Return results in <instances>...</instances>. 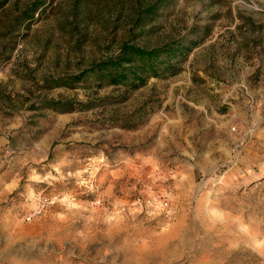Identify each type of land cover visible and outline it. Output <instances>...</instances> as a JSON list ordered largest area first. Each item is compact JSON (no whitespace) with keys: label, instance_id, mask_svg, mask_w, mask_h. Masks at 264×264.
<instances>
[{"label":"rangeland","instance_id":"obj_1","mask_svg":"<svg viewBox=\"0 0 264 264\" xmlns=\"http://www.w3.org/2000/svg\"><path fill=\"white\" fill-rule=\"evenodd\" d=\"M158 1L0 0V264H264V0ZM199 37L136 89L55 84Z\"/></svg>","mask_w":264,"mask_h":264},{"label":"trees","instance_id":"obj_2","mask_svg":"<svg viewBox=\"0 0 264 264\" xmlns=\"http://www.w3.org/2000/svg\"><path fill=\"white\" fill-rule=\"evenodd\" d=\"M165 2L166 0H159L141 12H157L160 7L165 5ZM42 5L41 2L35 3L33 8H29L22 15L33 17V12L39 10ZM30 11L31 13H29ZM204 38L199 37L192 43L189 39L183 38L153 48L126 42L117 54L93 62L78 74L68 75L63 80L56 79L55 84L57 86H73L76 82L91 78L98 86L119 85L136 89L145 85L151 77H168L179 73L181 63L188 58L190 51ZM49 105L56 110L70 111L74 109L70 101H53Z\"/></svg>","mask_w":264,"mask_h":264}]
</instances>
